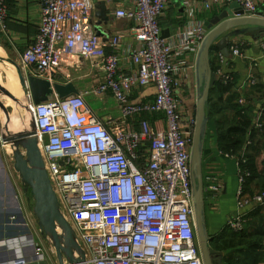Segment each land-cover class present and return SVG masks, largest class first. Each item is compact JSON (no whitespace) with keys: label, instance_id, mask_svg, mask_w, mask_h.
<instances>
[{"label":"built area","instance_id":"2783aa9c","mask_svg":"<svg viewBox=\"0 0 264 264\" xmlns=\"http://www.w3.org/2000/svg\"><path fill=\"white\" fill-rule=\"evenodd\" d=\"M193 1L203 10L233 3L254 16L264 10V0H183L184 8ZM112 2L40 0L38 33L18 63L23 77L48 76L67 59L89 60L104 72L93 93L110 94L121 113L120 119L106 124L84 95L55 96L36 105L26 93L24 104L47 177L84 251L85 264H204L193 205V132L182 125L175 90L189 55L201 49L205 26L192 25L162 39L159 19L170 0H132L131 9L113 12L115 19L132 22L137 39L128 48L134 69L124 73L115 51L119 38L110 36L105 42L98 32L102 18L97 13ZM6 13V0H0V22ZM231 51L238 54L236 48ZM24 87L29 88L26 83ZM148 87L156 92L152 102L130 100L133 90ZM156 114L163 117L162 129L147 121H141L138 130L127 124L128 119ZM238 171L237 211L226 221L232 232L243 229L247 207L264 203V194L243 196L248 174ZM35 255L39 264L45 263L42 250ZM8 264L32 263L16 259Z\"/></svg>","mask_w":264,"mask_h":264},{"label":"crops","instance_id":"0c3cea01","mask_svg":"<svg viewBox=\"0 0 264 264\" xmlns=\"http://www.w3.org/2000/svg\"><path fill=\"white\" fill-rule=\"evenodd\" d=\"M6 4V17L0 22V58L18 65L21 55L33 44L38 33L41 20L40 0H6ZM132 6V0H114L106 6L105 13H101L102 10L99 9L97 13L101 14L102 18L98 25V32L103 40L106 42L110 36L119 38V45L115 51L120 58V69L124 73L134 69L128 56V48L134 47L137 44V39L131 31L132 22L115 19L113 12L117 9H131ZM227 6L229 5H219L210 10H203L197 1H193L189 8H184L183 0H170L164 14L159 19V25L162 31H169V37H172L192 25L200 23L205 26L210 20L219 16ZM263 12V8H260L254 17H263ZM231 19L235 18L229 20ZM207 31L210 32L206 29ZM231 33H235L237 36L229 39L230 56L228 58L222 57L214 47V44L224 38L225 34L217 38L211 47L210 67L215 79L209 96L212 98L211 104L214 110L219 111V115L216 117L229 118L231 112L225 109V106L231 94L222 93L221 80L228 78V81L233 84L231 93H235L238 104L244 105L252 115L250 130L255 128L252 133V143L258 150L257 160L260 162L264 160V136H262V130L257 129L259 128L257 122L264 111V35L248 34L247 27L234 28L226 34ZM231 48L238 49V54L232 53ZM199 54L200 51H193L189 55L188 64L177 76L178 88L175 90V95L184 117L194 112L197 114L198 102L206 82V76L199 65ZM67 61L68 59L54 73L35 78L48 81L51 84L63 86L71 84L77 94L84 95L90 109L106 124L120 119L121 113L118 104L110 94L95 96L93 93L103 80L102 69L85 61L65 65ZM16 84H19L18 79L11 65L6 62L0 63V87L8 97L16 99ZM91 86L92 89H90ZM20 93L22 96L21 88ZM46 95L48 100L56 96L54 92L53 94L46 93ZM155 95L153 87L141 88L132 91L130 100L133 103H149L153 101ZM8 97L6 96L5 105L1 103L3 106H12L14 103ZM208 110L207 103L205 105L206 116ZM162 119L160 114L142 115L128 119L127 124L131 129L138 130L139 123L147 121L152 128L162 129ZM212 125L215 130L214 124ZM1 149L0 142V264H8L16 259L39 264L36 261L35 252L37 249L41 250V242L37 230L30 223L29 215H27L29 201H25V197H23L25 194L16 190L11 183ZM244 152L245 148L237 156L229 157L222 154L216 147L215 132L210 131L208 137V127L204 128L200 151L204 200L209 205V216L213 214L215 220L217 219L224 226L226 221L237 211L239 159ZM213 185L219 188L218 192H209L208 187ZM243 196L250 198L248 194H243ZM254 206L253 204L247 207L246 213L251 211ZM209 221L215 223L212 217L209 218ZM44 259L46 261L45 256ZM41 263L44 264V262Z\"/></svg>","mask_w":264,"mask_h":264},{"label":"water","instance_id":"95a60500","mask_svg":"<svg viewBox=\"0 0 264 264\" xmlns=\"http://www.w3.org/2000/svg\"><path fill=\"white\" fill-rule=\"evenodd\" d=\"M101 10V13L105 10L103 5ZM98 16L101 17L100 14H98ZM233 17L235 19L229 20ZM205 27L210 32L202 43L199 54V65L201 71L206 76V82L197 106L191 152V174L194 191L193 205L196 233L204 264H222V254L216 252L209 246L211 237L214 235L211 233L208 234L209 228L207 224L211 216H209V205L204 200V189L201 176L202 166L200 151L204 128L208 127V137L210 131L215 132L212 125L213 123L208 122L205 114V105L207 104L209 92L215 79L210 67V51L213 42L225 34L224 38L214 44V47L222 57L228 58L230 56L228 49L229 39L233 36H237V34L226 33L234 28L247 27L248 34L256 36L264 35V17H254L252 13L243 10L237 4L233 3L227 6L219 16L206 23ZM161 37L162 39H167L169 37V31H162ZM13 66L16 69L21 86L24 87L25 80L20 69L15 64H13ZM27 80L33 103L36 105L48 100L46 93L53 94L54 92L60 99L70 95H77L76 89L71 84L64 86L51 84L48 81H43L32 76L28 77ZM0 95L8 97L1 87ZM10 99L16 104L18 103L16 99ZM22 107L29 117L30 129L13 134L8 130V124L10 122L9 113L0 103V109L6 119V125H4L0 141L5 146H10L13 149L12 156L15 162L13 166L14 170L19 174L22 183L30 189V194L34 202L32 209L33 216L37 220V225L42 236H44L46 240L49 238V242L54 247L57 264H85L84 251L78 244L71 226L61 215L60 205L47 177L37 146V140L34 136V126L29 108L25 104H23ZM56 228H58L59 233Z\"/></svg>","mask_w":264,"mask_h":264},{"label":"trees","instance_id":"16d2710c","mask_svg":"<svg viewBox=\"0 0 264 264\" xmlns=\"http://www.w3.org/2000/svg\"><path fill=\"white\" fill-rule=\"evenodd\" d=\"M221 85L223 94L225 92L231 94L225 106V109L230 110L231 116L216 117L219 111L214 110L211 104L212 98L209 96L207 119L215 126L216 147L219 152L232 157L240 154L245 148L243 156L239 159V170L240 173L248 174L242 185V191L243 194H248L252 198L255 194H264V160L260 162L257 160L258 150L252 143V133L255 128L252 130L250 128L253 118L250 110L238 104L235 93H231L233 84L227 79L221 80ZM263 119L264 111L257 122L259 127L257 129L262 130V136H264ZM244 220L245 223L240 232H232L225 225L218 236L211 237L209 245L216 252L223 254L222 264L262 263L260 251L263 249L264 242V203L255 205L245 214Z\"/></svg>","mask_w":264,"mask_h":264},{"label":"rangeland","instance_id":"374dc122","mask_svg":"<svg viewBox=\"0 0 264 264\" xmlns=\"http://www.w3.org/2000/svg\"><path fill=\"white\" fill-rule=\"evenodd\" d=\"M207 33H209V32L207 31ZM82 61L83 62L85 61L86 63H90L89 60L75 57L72 60L67 61V63L65 65H67L69 63L82 62ZM3 62L9 63L11 65V67L13 68L16 76H17V72H16L15 67L13 66V63H11L5 59L2 60V58H0V63H3ZM15 65L18 67V65L16 63H15ZM102 73L104 74L103 71H102ZM17 79H18V76H17ZM24 80H25L24 83L28 84L27 83L28 80L26 81L25 78H24ZM18 83H19L21 91H22V96L20 98L21 100H17V102H18L17 104L15 102L12 103V106H4L5 109L8 111L9 118H10V122L8 124V130L10 133H13V134L17 133V132L25 131L24 129H27V130L30 129L29 117H28L27 113L25 112L24 108L21 106L22 103L24 104L27 101L26 93H30V87H29V85H28L29 88L22 87L20 82H19V79H18ZM92 88L93 87L91 86L90 89H92ZM6 99H7L6 97L0 95V103H2L3 105H5L4 102L6 101ZM183 120H184V122H183ZM5 123H6V119L4 117L2 110L0 109V135L3 132L4 125H6ZM195 123H196V112H194L190 115H187L185 117L183 116V112H182V125L184 124L188 131H191V132L194 131ZM1 151H2V157H3L5 164H6L5 165L6 170H7L8 174L11 178V183L16 188V190L20 191L21 193L23 192V190H25V192L27 194V198L29 200V205H30L27 215H29L30 223L33 224V227L37 230V232L39 234V237H40L39 239L41 242L40 243L41 244L40 245L41 250L44 252V256L46 257V261L44 264H57L54 247L52 246V244L50 242H48L45 239L44 236H42V234L38 228V225H37V220L33 216V212H32L33 199H32V196L30 194V189L22 183L19 174L14 170L13 166H14L15 162H14V159L12 156L13 149L10 146H4V147H2ZM25 201H27V200H25ZM58 203H59V201H58ZM60 213L72 228V224L67 220V218H65V216L62 214L61 210H60ZM211 217L215 221V223L210 222V221L208 222V224H207L208 228H209L208 234L211 233L212 235L218 236L220 230L222 229V227H224V225H223V223L218 222L217 219L215 220V217L213 214L211 215ZM72 230H73V228H72ZM73 232H74V230H73ZM262 248L263 249L260 251V255L262 256V258H261L262 263H260V264H264V242L262 244Z\"/></svg>","mask_w":264,"mask_h":264},{"label":"bare ground","instance_id":"6f19581e","mask_svg":"<svg viewBox=\"0 0 264 264\" xmlns=\"http://www.w3.org/2000/svg\"><path fill=\"white\" fill-rule=\"evenodd\" d=\"M15 90H16V99L17 100H21L20 98H21V93H20V87H19V84H16L15 85ZM21 106H23V103H22V105ZM24 129V128H23ZM24 130H27V129H24ZM29 130V129H28ZM57 229V232L59 233V230H58V228H56ZM47 241L49 242V238L47 239Z\"/></svg>","mask_w":264,"mask_h":264},{"label":"flooded vegetation","instance_id":"af4514ba","mask_svg":"<svg viewBox=\"0 0 264 264\" xmlns=\"http://www.w3.org/2000/svg\"><path fill=\"white\" fill-rule=\"evenodd\" d=\"M22 193H24L25 194V196H23V197H25V200H28V198H27V194H26V192H25V190H23V192ZM29 201V200H28Z\"/></svg>","mask_w":264,"mask_h":264}]
</instances>
